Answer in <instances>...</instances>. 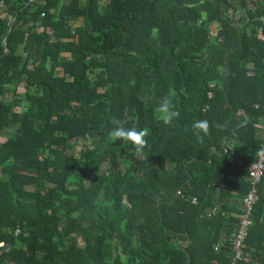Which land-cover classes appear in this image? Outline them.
Masks as SVG:
<instances>
[{"label":"trees","instance_id":"obj_1","mask_svg":"<svg viewBox=\"0 0 264 264\" xmlns=\"http://www.w3.org/2000/svg\"><path fill=\"white\" fill-rule=\"evenodd\" d=\"M3 1L0 264H264V0Z\"/></svg>","mask_w":264,"mask_h":264},{"label":"clouds","instance_id":"obj_2","mask_svg":"<svg viewBox=\"0 0 264 264\" xmlns=\"http://www.w3.org/2000/svg\"><path fill=\"white\" fill-rule=\"evenodd\" d=\"M163 123L165 125H171L172 121L179 116V112L175 110L171 95L165 96L157 109ZM112 123L116 125L111 132L110 136L113 140H122L130 142L137 152L142 153L147 141L145 137L148 135L149 130L147 128L138 130L136 128H125L124 125L113 118ZM217 129L223 128V125L217 123L215 125ZM211 125L208 120H195L192 124V130L199 141H203L205 136L210 133ZM258 155H264V146L258 150Z\"/></svg>","mask_w":264,"mask_h":264},{"label":"built area","instance_id":"obj_3","mask_svg":"<svg viewBox=\"0 0 264 264\" xmlns=\"http://www.w3.org/2000/svg\"><path fill=\"white\" fill-rule=\"evenodd\" d=\"M249 2L250 0H243ZM4 1L0 0V5H3ZM264 170V155H259L258 159L250 166L249 179L252 184L256 186L259 183ZM256 187L253 188L242 201V211L239 217V224L237 231L233 236L232 241V258L230 264H237V261L242 258V244L248 233V228L251 225V213L255 202L257 201ZM2 243H0V246Z\"/></svg>","mask_w":264,"mask_h":264},{"label":"crops","instance_id":"obj_4","mask_svg":"<svg viewBox=\"0 0 264 264\" xmlns=\"http://www.w3.org/2000/svg\"><path fill=\"white\" fill-rule=\"evenodd\" d=\"M5 7V4L3 5H0V20L4 21L5 20V12H3ZM2 28H3V24H0V57L2 55H6L8 53V49L6 47V38H7V35L9 33L8 32H2ZM37 33H40L41 31L40 30H36ZM22 49H23V45H19L17 50H16V53L15 54H21L22 53ZM12 88H15L14 86ZM24 84H21L19 86H17V93H19L20 95L23 94L24 92ZM1 98V97H0ZM2 100L4 101H10L11 100V97H9L8 95H5V97H2ZM9 128L7 129H3L1 132H0V143L3 142L5 140V138L7 137V135L9 134ZM225 221L223 222V225L225 226Z\"/></svg>","mask_w":264,"mask_h":264}]
</instances>
